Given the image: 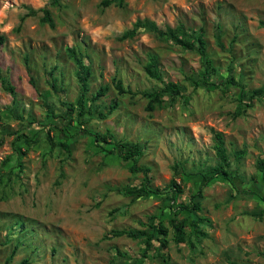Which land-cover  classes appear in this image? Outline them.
I'll use <instances>...</instances> for the list:
<instances>
[{
  "label": "rangeland",
  "instance_id": "374dc122",
  "mask_svg": "<svg viewBox=\"0 0 264 264\" xmlns=\"http://www.w3.org/2000/svg\"><path fill=\"white\" fill-rule=\"evenodd\" d=\"M101 1L0 0V33L5 36L0 75L14 86L12 97L0 81V264L8 257L9 264L24 258L27 264L133 262L144 244L111 236L112 230L144 229L149 216L163 211L169 227L170 200L151 196L133 201L117 191L138 184L143 175L132 173L86 133L106 129L116 139L144 145L139 164L150 168L151 187H164L173 177L182 189L178 203L188 202L198 187L196 176L187 173L217 163L213 130L222 132L237 172L232 183L215 178L201 189L195 213L204 235H191L193 246L174 242L170 229L167 245L159 248L153 240L156 248L141 264H264V201L247 192L264 193L256 168L257 159L264 158V97L235 113L241 90L264 84V0H115L107 6ZM43 7L53 26L42 22ZM144 18L161 28L178 23L203 28L213 64L222 77L231 66L235 83L195 88L187 76L202 68L196 51L145 30L118 38ZM68 47L90 67L88 96L101 85L109 87L84 125L62 120L51 131L57 140L70 136V154L59 146L50 150L45 139L49 124H57L47 117L46 106L60 116L79 92ZM150 55L158 58L164 80L184 88L187 102L177 99L145 109L147 99L139 91L161 85L144 71ZM115 78L121 79L125 93H118ZM112 101L117 107L101 117L99 111L108 112ZM21 133L36 142L17 138ZM241 149L245 153L236 160L233 153ZM183 217L189 224L193 214L185 210L178 219Z\"/></svg>",
  "mask_w": 264,
  "mask_h": 264
},
{
  "label": "trees",
  "instance_id": "16d2710c",
  "mask_svg": "<svg viewBox=\"0 0 264 264\" xmlns=\"http://www.w3.org/2000/svg\"><path fill=\"white\" fill-rule=\"evenodd\" d=\"M121 1L122 0H118V3L121 4ZM114 2L115 0H102L101 4L107 6ZM41 10L43 12V16L41 18L42 22L53 26L54 23L48 8L43 7ZM29 12L35 13V10L30 9ZM141 30L149 31L160 39L171 41L172 43L179 45L184 49L196 51L200 55L202 68L196 75L187 76L188 81L191 85H193V87H204L206 89H211L224 86L225 82L235 83L231 66L228 68L227 74L222 77L219 68L213 64L206 49V39L203 28H186L183 23H178L174 27L166 25L164 28H161L154 21L144 18L136 19L132 27L124 30L118 38L120 40L132 38ZM216 38L217 42L221 45L220 36L217 35ZM4 41L5 36L0 33V43H3ZM67 51L69 57L72 58L76 65V77L79 84V92L73 102H67L66 104L64 103L66 108L64 113H61L60 116L55 114L50 106H46V108H48L47 117H49L51 120L52 118L57 119L56 122L58 125L49 124L51 126H49L45 132V139L48 142L50 150H52L55 146H59L67 154H70L71 147L67 140V138L70 136L64 134V139L57 140L53 137L51 131L53 128L58 129L61 124L63 125L62 120H65L67 124H70L72 120H75L77 123L84 125L86 123L85 116L93 115V104H95L101 96L107 93L109 87L106 84L101 85L95 91V93L88 96L89 78L91 76L90 67L83 61L81 56H78L73 47H68ZM144 71L149 77L161 83L159 86L139 91L142 96L147 99L145 106L147 111H153L155 108L161 107L166 103L172 105L177 99H183L184 102L188 101V97L185 95L183 87L175 82L164 80L162 78V74L158 67V58L156 56H149L148 62L144 65ZM0 81L5 91L14 97V86L10 83V81L1 75ZM30 82L34 85L32 78H30ZM114 86L119 94L126 92V90L123 88L121 79L115 78ZM51 88H53L54 91L57 90L55 78H53L51 81ZM263 97L264 84L248 91H244V89H242L240 96L237 98L238 103L235 113L242 114L247 108L253 106V99H259ZM117 105L118 104L116 101L110 102L108 112L99 111V115L101 117H106V115L112 112L117 107ZM86 133L92 137L95 145L102 147V149L107 152L115 153L118 158L127 164L129 170L132 173H142L143 177L138 184L126 185L118 188L117 191L120 194L130 197L133 201L139 198H148L151 196L161 198L163 201L170 200V202L168 201L166 205V208L169 210L170 214V217L167 219L169 222V227L165 225L166 219L162 217V214L164 213L163 211L160 213V215L149 216L144 229L122 228L118 230H112L111 236L125 235L133 239H138L144 244V247L141 249L140 257L136 260H133V262L137 264L142 263V257H145L151 248H156L153 245V240L159 241V248L167 245L166 236L170 229L173 233L172 236L174 242H185L193 246L194 242L192 241L191 235H194L196 239H199L200 235H204L200 226V217H197L195 213V211L199 210L198 204L201 197V189L215 178H222L232 183L233 177H235L237 173L236 170L232 168L230 155L225 146L222 132L213 130L212 146L217 157V163L214 165H209L204 169L187 173V177L190 176L194 178L196 176L195 181L198 184V187L197 190L191 194V199L188 202L178 203L176 196L178 193L182 192V189L180 184L173 177L164 187H151V177L149 175L150 168L146 165L139 164V160L144 153V145L139 142L116 139L114 134L109 129H106L104 132H92L86 130ZM17 138H23V140L28 144L31 142H36V140L27 137L24 133L17 135ZM244 153L245 150L241 149L234 151L233 155L234 158L238 160ZM7 160V158L4 159L2 164L5 165ZM18 165H20V162H18ZM175 166L177 167L178 165ZM256 168L261 172V176L264 181V158L257 159ZM247 192L258 195L259 198L264 201V193H260L259 191L250 188L247 189ZM185 210L193 214L189 224L186 222V217L178 219L180 212ZM258 216L261 217L260 212L258 213ZM188 225L191 226L189 227L191 229H188ZM9 260L10 257L6 259L4 264H9ZM28 262L29 260L24 258L19 261L18 264H27ZM133 262L124 261L120 264H134Z\"/></svg>",
  "mask_w": 264,
  "mask_h": 264
},
{
  "label": "clouds",
  "instance_id": "9594fccd",
  "mask_svg": "<svg viewBox=\"0 0 264 264\" xmlns=\"http://www.w3.org/2000/svg\"><path fill=\"white\" fill-rule=\"evenodd\" d=\"M5 7H7V5H5Z\"/></svg>",
  "mask_w": 264,
  "mask_h": 264
}]
</instances>
